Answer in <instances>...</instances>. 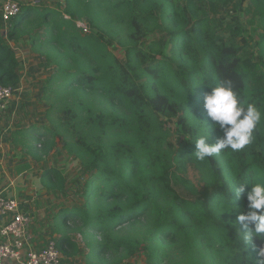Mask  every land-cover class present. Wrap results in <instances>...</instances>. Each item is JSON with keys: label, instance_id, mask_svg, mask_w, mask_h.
Listing matches in <instances>:
<instances>
[{"label": "trees", "instance_id": "trees-1", "mask_svg": "<svg viewBox=\"0 0 264 264\" xmlns=\"http://www.w3.org/2000/svg\"><path fill=\"white\" fill-rule=\"evenodd\" d=\"M251 5L264 30V0ZM59 7L23 4L10 36L26 37L55 65L44 90L47 111L57 116L54 135L31 128L26 136L42 146L29 151L36 161L52 149L54 142L47 150L40 143L51 135L82 168L85 180L76 184L83 204L62 209L61 226L70 222L101 236L86 244L94 255H142L148 264H255L264 242L253 237L244 245L235 221L246 196L236 199L237 186L230 188L233 174L238 182L264 179V121L245 152L203 162L194 153L197 124L205 131L195 119L208 128L207 143L222 136L203 111L208 84L231 79L246 100L264 105V32L252 51L242 37L239 14L248 13L242 0H64ZM80 22L88 23L89 35ZM227 22L234 25L230 39L223 35ZM115 38L124 60L110 50ZM21 65L0 34V84L17 87ZM173 118L182 134L177 146L165 124ZM40 182L51 192L66 185L56 169ZM140 225L147 245L121 236ZM57 243L65 254L82 252L69 235Z\"/></svg>", "mask_w": 264, "mask_h": 264}, {"label": "rangeland", "instance_id": "rangeland-1", "mask_svg": "<svg viewBox=\"0 0 264 264\" xmlns=\"http://www.w3.org/2000/svg\"><path fill=\"white\" fill-rule=\"evenodd\" d=\"M23 4H33L38 7L62 10L59 4L64 0H20ZM242 5L248 13L239 14L243 27L242 37L249 41L250 49L255 51V42L263 34L260 18L253 14L251 0H242ZM16 20H19L17 18ZM0 20V34L17 52L21 60L20 82L14 89L13 100L6 112L0 113V186L9 188L8 191L15 193L18 200L22 202V210L30 214L36 225V234L40 237L43 246L50 241H58L60 236L69 235L74 243L82 250L79 254L73 252L63 253V264H148L146 257L137 255L132 258L126 257L124 253L113 255H97L92 253V248L87 246L88 242L95 244L101 241V236L96 233L85 232L87 238L81 235L79 229L70 222L61 226L59 213L65 208H77L82 206L83 200L79 196L81 190L77 182H84L83 171L80 163L73 159L62 147L59 139L51 136L48 140L41 138V144L47 143L45 150L52 142V149L41 160L36 161L29 153H36L42 146L34 138H28L26 132L36 128L38 133L43 134L45 128L56 130L57 116L50 115L45 105L44 90L50 85L49 80L55 75L54 66L46 61L37 46L29 39L10 36L12 24H6ZM82 23V22H80ZM88 26V23L85 22ZM226 30L223 35L230 39L234 36L232 23L224 24ZM42 35V33H40ZM90 28L88 26V33ZM124 36V34H121ZM157 34L151 38H157ZM241 38V37H240ZM239 38V41H240ZM151 40V39H149ZM110 50L121 60H124L125 49L115 38ZM42 52H45L44 50ZM165 121V120H164ZM176 119L165 121L166 126H171L170 142L175 146L181 140V132L175 127ZM44 149V148H43ZM59 170L65 178L66 185L63 191L51 192L41 185V177L47 170ZM15 190V191H14ZM10 192V193H11ZM59 216V217H58ZM146 225H140L136 229L124 230L121 236L132 240L136 246H144L149 243L148 236L144 231ZM41 248V247H40ZM38 250V249H36Z\"/></svg>", "mask_w": 264, "mask_h": 264}, {"label": "clouds", "instance_id": "clouds-1", "mask_svg": "<svg viewBox=\"0 0 264 264\" xmlns=\"http://www.w3.org/2000/svg\"><path fill=\"white\" fill-rule=\"evenodd\" d=\"M205 81L206 78L194 83L192 89ZM208 87L210 91L203 96V111L211 126L222 131V136L218 137L214 144L207 143L208 128L204 121L195 119L197 122H202L205 130L202 134L197 124L194 153L196 159L202 162L219 157L228 150L232 153L245 152L256 142L260 125L264 121V111L261 110L264 105H258L251 99L246 100L231 79L219 77L215 80L214 86L208 84ZM231 179L234 182L230 190L237 186L236 199L246 196L247 201L246 210L239 214L235 221L239 226L244 245H250L253 237L264 242V179L238 182L239 178L236 174H233ZM249 184L250 190L246 187ZM231 202L233 205L232 200ZM257 256L255 264H264V247L258 249Z\"/></svg>", "mask_w": 264, "mask_h": 264}, {"label": "built area", "instance_id": "built-area-1", "mask_svg": "<svg viewBox=\"0 0 264 264\" xmlns=\"http://www.w3.org/2000/svg\"><path fill=\"white\" fill-rule=\"evenodd\" d=\"M34 2L32 7L37 6ZM20 0H0V16L2 21L10 24L22 16ZM78 27L88 33L86 24L78 23ZM14 89L0 84V113L6 112L13 100ZM0 263L15 261L18 264H63L64 255L57 241H50L41 249L34 250L36 239L34 219L22 210V202L15 196L0 192ZM1 224V223H0Z\"/></svg>", "mask_w": 264, "mask_h": 264}, {"label": "crops", "instance_id": "crops-1", "mask_svg": "<svg viewBox=\"0 0 264 264\" xmlns=\"http://www.w3.org/2000/svg\"><path fill=\"white\" fill-rule=\"evenodd\" d=\"M0 183H1V180H0ZM3 188V185L0 186V192L3 193L4 195H8V196H12L13 195H16L15 193L11 192V191H8L9 188H4L3 190H1ZM15 191V190H14ZM11 192V193H10ZM0 227L2 226V223H3V220H0ZM34 233H35V236H36V239L34 241V244H33V249L36 250V249H41L40 247H44L43 246V243H41L40 241V237H38V235L36 234V225H34ZM0 264H18L16 263L15 261H3L1 262Z\"/></svg>", "mask_w": 264, "mask_h": 264}]
</instances>
